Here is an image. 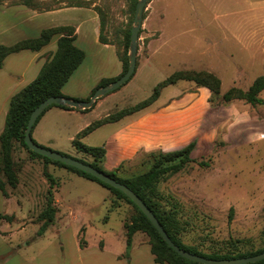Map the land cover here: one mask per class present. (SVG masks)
<instances>
[{
  "label": "rangeland",
  "instance_id": "obj_1",
  "mask_svg": "<svg viewBox=\"0 0 264 264\" xmlns=\"http://www.w3.org/2000/svg\"><path fill=\"white\" fill-rule=\"evenodd\" d=\"M24 1L4 0L2 5ZM32 1L39 12L70 5L94 8L103 23V38L117 54L124 52V35L134 24V0ZM88 41L79 45L91 59L97 55L92 32ZM259 44L264 45V0H151L144 13L133 79L96 100L85 115L58 117L48 112L32 137L46 149L91 166L94 158L73 145L86 124L135 107L176 72L212 73L221 80L220 95L195 82L180 81L164 88L149 108L78 140L88 147L104 146L106 159L100 166L107 172L119 167L123 178L146 172L152 165L151 153L180 150L195 141L194 162L158 186L161 202L168 208L179 206L183 220L191 223L185 243L206 249L211 243L234 238L264 246V103L253 106L235 100L224 104L221 100L231 88L247 91L264 75V52ZM85 69L70 84L83 88V99L93 92L88 87L95 73L89 65ZM260 98L264 100V91ZM165 108L186 114L185 121H191L189 135L174 145L142 149L131 157L129 150L124 151L126 140L118 132L141 115ZM37 131L52 142L39 138ZM13 159L19 182L16 189L7 186L9 196L0 205V212L15 219L13 223L0 221V264H62V251L65 258L67 249L74 252L81 232L92 245L105 243L111 256L124 254L115 264H127L133 249L135 264H157L151 259L147 234L137 233L131 249L127 248L124 223L135 214L131 204L67 168L33 159L20 143L15 144ZM201 162L208 166H201ZM45 172L57 180L55 204L59 211L55 222L40 235L38 218L50 189ZM113 201L116 208L111 211Z\"/></svg>",
  "mask_w": 264,
  "mask_h": 264
},
{
  "label": "trees",
  "instance_id": "obj_2",
  "mask_svg": "<svg viewBox=\"0 0 264 264\" xmlns=\"http://www.w3.org/2000/svg\"><path fill=\"white\" fill-rule=\"evenodd\" d=\"M3 1L4 0H0V6H2ZM137 2L138 0H134L133 11L136 9ZM17 5H22L35 11L37 10V6L34 5L32 0H26L23 3ZM70 6L82 7V5ZM50 10L54 9H47L44 11ZM131 30L132 29L129 28V30L124 35V52L122 54H117L123 65L122 74L127 71L129 65ZM102 32L103 23L101 22L100 41L104 44H111L103 38ZM60 34L62 37H60L58 40L57 51L50 59L47 60L36 79L24 89H22L19 93L14 95L10 101V107L6 116L5 126L3 131L0 133V191L2 195L6 198L9 196L7 186L11 189H16L18 186L19 179L15 161L13 159V152L15 149V144L20 143L29 152L33 159H41L45 162V164H54L56 166L67 168L86 179L95 181L104 186L115 196L117 200H124L131 204L135 209V214L131 217L130 221H126L124 223L128 250L131 249L133 245L134 236L141 232L149 236L151 253L154 256V261L157 264H199L182 258L172 248H170L151 221L123 192L107 185L88 173L33 152L26 145L25 132L29 119L32 112L43 101L53 96L66 97L75 101H89L97 89L111 84L120 77L118 76L116 78L103 79L93 90L92 94L85 99L68 97L62 93V88L66 85L73 73L86 58V53L74 44L76 36L75 29L73 27L46 29L42 32L39 38L23 40L13 46L1 45L0 69H2L4 61L8 56L27 50L39 52L45 46L50 44L54 36ZM133 77L130 79V81L133 79ZM130 81H128L125 85H127ZM180 81L195 82L197 85L210 89L212 93L217 96L220 95L221 92V80L212 73L192 71L176 72L168 79L158 84L155 87L153 94L140 104L133 108L124 110L115 116L106 117L91 123L86 129L78 134V137L75 140H73V145L79 151L89 154L94 158L93 164L91 165L92 167L105 172L118 182L123 183L132 189L153 211L171 240L180 248L207 259L215 260L246 258L262 254L264 253V246L256 247L253 242L248 239L231 238L225 242L223 241L221 243L215 244L211 243L212 247H208L206 249L200 248L198 245H189L185 243L184 236L186 234L187 227L190 226L191 223L189 221L183 220V211L179 206L172 205L170 208H168V206H165L161 202L162 197L158 192V186L163 179L181 172L194 162V160L191 158V155L196 148L195 141L191 142L180 150L151 153L152 165L146 172L135 177L123 178L119 175V167L113 171L107 172L100 166L106 159V148L104 146L88 147L78 140L79 137L85 136L86 134L91 133L104 125L116 123L125 117L132 116L135 113L149 108L160 98L161 92L164 88L170 85H176ZM263 91L264 75L258 77L247 91L235 87L231 88L222 96L221 100L224 104H228L235 100H243L255 106L264 103V100L260 98V94ZM53 107L81 112H89L94 108L92 107L91 109L87 110H79L70 107L53 105L40 116L33 127V130L42 116ZM200 165L208 166L204 162H201ZM45 177L49 181L50 189L46 196L44 208L38 218L39 222L41 223L40 235L45 234L48 228L55 222L57 213L59 211L55 204V186L57 185V180L48 172H45ZM115 204L116 201H113L111 205V211L116 208ZM232 217L233 210H231L230 213V218ZM0 219H4L10 223H13L15 216L0 214ZM79 244L81 248H85L87 245L85 236L82 232L79 234ZM126 256L128 257L129 255L126 254ZM127 259L130 260V258ZM250 264H264V260Z\"/></svg>",
  "mask_w": 264,
  "mask_h": 264
},
{
  "label": "crops",
  "instance_id": "obj_3",
  "mask_svg": "<svg viewBox=\"0 0 264 264\" xmlns=\"http://www.w3.org/2000/svg\"><path fill=\"white\" fill-rule=\"evenodd\" d=\"M90 24L91 26H88ZM58 27H73L76 36L74 44L84 52L85 48L79 44L90 43L88 38L90 32H92V43L97 49V55L91 59L86 55L83 63L62 88V93L65 96L81 98L83 97L81 95H85L82 94L83 88L79 84H70L74 80H78L88 65L95 69L94 82L88 87V90H94L103 79L116 78L122 74L123 65L117 56L116 48L111 44H104L100 41L101 18L94 8L65 6L50 11L39 12L22 5L5 4L0 6V46H13L23 40L36 39L41 36L44 30ZM60 37H62L61 34L54 36L50 44L39 52L22 51L12 54L5 59L2 69H0V133L5 126L3 119L5 117L6 120L9 110L7 104L14 95L36 79L44 64L57 51ZM48 47L52 49L48 50ZM259 47H262V51L264 52V45L259 44ZM180 111L165 108L153 114L141 115L138 120L122 128L118 132V136H122L126 140L124 151L129 150L130 156L133 157L142 149H153L156 146H161L160 144L171 146L186 139L191 130V121L189 119L185 121L186 114ZM48 112L52 113V116L58 117L64 115L78 117L88 113L65 110L59 107H53L45 114H48ZM45 114L40 121L46 116ZM86 126L88 127L89 124H86ZM86 128H83L82 131ZM34 132L35 130H33ZM37 135L47 142H52L50 138L46 139L41 131H37ZM4 200L6 198L0 191V205ZM0 214L4 215L1 212ZM0 221L3 222L1 219ZM86 242L85 248H81L78 242V248L74 252L67 249L66 258L63 248L62 256L64 259L61 261L62 264H115L117 259L124 257V254L118 257L111 256L106 250L105 243L101 246L100 244L92 245L90 242ZM134 250L127 264H135L136 256ZM40 257L41 259L45 258L44 255ZM151 259L154 261V256Z\"/></svg>",
  "mask_w": 264,
  "mask_h": 264
},
{
  "label": "water",
  "instance_id": "obj_4",
  "mask_svg": "<svg viewBox=\"0 0 264 264\" xmlns=\"http://www.w3.org/2000/svg\"><path fill=\"white\" fill-rule=\"evenodd\" d=\"M151 2V0H139L135 10V17H134V24L131 30V41H130V48H129V65L127 71L120 75V77L112 82L111 84L101 87L95 91L89 101H75L70 98L60 97V96H53L45 101H43L31 114L29 119L27 129L25 132V143L28 148L36 152L42 156H45L49 159L54 161H59L65 165L74 167L78 170H81L85 173H88L95 178L99 179L100 181L106 183L107 185L114 187L121 192H123L144 214L145 216L151 221L154 227L157 229L159 234L162 236L164 241L172 248L179 256L184 259H187L192 262H196L199 264H250V263H257L264 260V253L246 257V258H238V259H223V260H215V259H207L205 257L190 253L178 245H176L167 232L164 230L163 226L157 219L156 215L153 211L146 205V203L127 185L118 182L116 179L112 178L105 172L96 169L88 164H85L79 160L73 159L71 157L62 155L58 152L46 149L40 145H38L33 137H32V130L35 126L37 120L40 116L51 106L59 105L63 107H70L79 110H87L91 109L96 100L113 93L120 89L123 85H125L130 79L133 77L137 70V57L139 51V37L140 32L143 27L144 21V13L147 8V5Z\"/></svg>",
  "mask_w": 264,
  "mask_h": 264
}]
</instances>
